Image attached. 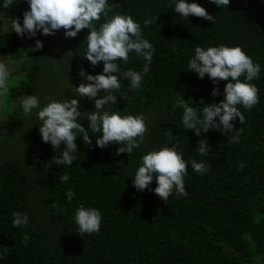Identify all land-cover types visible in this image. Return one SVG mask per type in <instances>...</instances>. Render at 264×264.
I'll list each match as a JSON object with an SVG mask.
<instances>
[{"label": "trees", "instance_id": "16d2710c", "mask_svg": "<svg viewBox=\"0 0 264 264\" xmlns=\"http://www.w3.org/2000/svg\"><path fill=\"white\" fill-rule=\"evenodd\" d=\"M0 56V264H264V0H0Z\"/></svg>", "mask_w": 264, "mask_h": 264}, {"label": "rangeland", "instance_id": "374dc122", "mask_svg": "<svg viewBox=\"0 0 264 264\" xmlns=\"http://www.w3.org/2000/svg\"><path fill=\"white\" fill-rule=\"evenodd\" d=\"M7 60H9V58L7 56H0V62L2 64H0V66L2 67L1 70H6V69H9V70H15V66L12 65V67L6 62ZM4 64H6V66L4 67ZM6 68V69H5ZM0 84H4V80L2 79L1 75H0ZM4 91V89H3Z\"/></svg>", "mask_w": 264, "mask_h": 264}]
</instances>
